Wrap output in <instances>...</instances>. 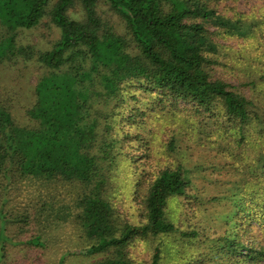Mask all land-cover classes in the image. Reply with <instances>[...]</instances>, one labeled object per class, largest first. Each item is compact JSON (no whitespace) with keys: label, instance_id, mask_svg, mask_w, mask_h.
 <instances>
[{"label":"trees","instance_id":"obj_1","mask_svg":"<svg viewBox=\"0 0 264 264\" xmlns=\"http://www.w3.org/2000/svg\"><path fill=\"white\" fill-rule=\"evenodd\" d=\"M239 2L0 0V264L66 218L91 264L264 263V7Z\"/></svg>","mask_w":264,"mask_h":264},{"label":"rangeland","instance_id":"obj_2","mask_svg":"<svg viewBox=\"0 0 264 264\" xmlns=\"http://www.w3.org/2000/svg\"><path fill=\"white\" fill-rule=\"evenodd\" d=\"M263 7H264V0H240V2L237 4V10L239 12L244 13H254L257 16L263 15ZM236 45V42H231ZM254 55L253 51H248L247 53H243L241 60H244L245 57H252ZM247 70L248 69L245 65H242L240 68H233L231 72L224 73L225 79L229 80L234 84V86L237 89L244 90L245 92H250L252 87L248 85L247 82H249L250 75ZM7 75V78H9L10 74H7L6 72L0 70V76L5 78ZM218 75H219V68H218ZM4 79V80H6ZM35 82V78L29 79L28 82L25 84L26 88L25 90L30 89V85ZM261 101L264 102V96L260 98ZM263 113H264V104L262 105ZM250 150H247L245 153H249ZM195 157L190 162L189 167H193L194 164H203L207 157H210L209 154L203 153L202 150H200L197 153H194ZM207 166H211L207 164ZM240 176H236L235 174L229 175L228 177L223 174L222 181L227 180V182L233 180V179H240ZM217 177V174L212 171H205L203 173H196L194 174L193 178L197 182V185H199L201 188L205 190L208 196H214L216 194H219V191L216 190V186L220 187L219 181H217L215 178ZM227 182L223 183V188L226 187L225 184ZM218 183V185H216ZM204 192V193H205ZM132 204L130 200H127L124 205H119V209L123 211L124 213L128 214L130 212H134V208L130 207ZM174 208V205H170V210ZM173 211V210H172ZM219 211V208H213L210 212ZM130 215V214H129ZM136 214H133V217H135ZM69 219H65L61 223L60 220L58 221V225H52L48 229V233H44L45 239L47 238V249L42 250L38 257L37 255H31L30 250L28 251V248H25L21 251V247L15 248V251L12 253V256L9 258L10 264H31V261L34 264H55L57 260L59 259V254L64 253L66 250L70 251V254L67 258L68 262L67 264H91L92 259L84 258L77 256L76 253L83 250L87 243L86 240L83 238V236L80 234V232L76 231L73 228H69L68 225ZM202 229L205 230L206 234H211L215 231L219 230V227H211L210 223L203 222L201 224ZM29 231H33V229H27L26 235L29 233ZM133 257H135L137 260H149L150 258V248L143 244L142 242H136L134 246H132L130 250ZM37 258V259H36ZM264 264V263H263Z\"/></svg>","mask_w":264,"mask_h":264}]
</instances>
